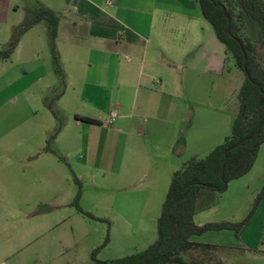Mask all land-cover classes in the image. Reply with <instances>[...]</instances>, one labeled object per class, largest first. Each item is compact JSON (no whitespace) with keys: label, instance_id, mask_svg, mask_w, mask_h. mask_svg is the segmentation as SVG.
<instances>
[{"label":"crops","instance_id":"0c3cea01","mask_svg":"<svg viewBox=\"0 0 264 264\" xmlns=\"http://www.w3.org/2000/svg\"><path fill=\"white\" fill-rule=\"evenodd\" d=\"M33 2L35 8L43 5L60 16L53 44L57 62L44 22L21 35L7 59L0 58V152L33 163L27 170H16L15 181L54 188L57 175L65 173L56 162V152L45 144L52 132L51 99L61 103L71 92L75 97L67 110L85 127L86 157L91 153L89 136L104 132L98 146L93 145L103 152L102 170L114 175L115 183L133 179L144 165L141 158L151 154L158 168L150 160L146 166L153 167L158 177L169 172L170 163L176 161L174 146L183 140L178 127L187 118L181 90L166 91L168 78L181 71L222 75L228 60L199 6L192 0H111V5L107 0ZM15 9L11 0H0V52L13 43L16 33L7 31ZM111 111L118 118L107 125ZM128 152L133 155L126 163ZM222 231L228 230L217 232ZM259 236L263 250L258 251L259 245L257 252L262 253L264 221ZM193 238L222 252L235 249Z\"/></svg>","mask_w":264,"mask_h":264},{"label":"rangeland","instance_id":"374dc122","mask_svg":"<svg viewBox=\"0 0 264 264\" xmlns=\"http://www.w3.org/2000/svg\"><path fill=\"white\" fill-rule=\"evenodd\" d=\"M11 2L18 11L11 16L7 31L16 33L13 42L35 4L33 0ZM231 6L240 16L241 35L263 49L264 32L246 15L244 0H233ZM57 18L59 21L60 16ZM43 26L48 28L46 22ZM48 41L51 47L49 34ZM243 81L244 75L231 57L222 75L181 71L169 77L166 91L181 90L186 103L187 119L178 127V136L183 140L174 146L176 161L170 163L169 172L158 177L153 167L151 170L146 166L147 160L157 164L152 154L141 158L144 165L125 184L115 183V176L102 170L103 152L96 146L104 132L87 138L91 153L86 157L85 127L76 123L67 110L75 94L68 93L61 103L51 99L52 132L45 148L56 152V162L65 173L57 175L54 188L34 186L29 181L18 184L16 170H27L33 163H22L17 157L0 152V264H95L93 253L95 261L110 263L146 251L157 239L158 219L173 172L191 159H205L231 135L240 109L238 93ZM131 155L128 152L124 157L126 163ZM154 167L158 168V164ZM263 187L264 144L252 170L228 185L221 203L194 217L196 225L245 222L239 236L228 230L193 238L235 247L231 252L208 253L204 264H264V252H257L263 250L259 235L264 221V193L258 200ZM192 256L184 257L186 264H191Z\"/></svg>","mask_w":264,"mask_h":264},{"label":"trees","instance_id":"16d2710c","mask_svg":"<svg viewBox=\"0 0 264 264\" xmlns=\"http://www.w3.org/2000/svg\"><path fill=\"white\" fill-rule=\"evenodd\" d=\"M192 1L199 6L202 18L211 25L218 42L224 47L226 59L231 57L244 75L238 93L240 109L231 135L205 159H191L172 174L158 219L157 239L146 251L110 263L95 261L93 253L91 257L95 264H186L184 257L193 254L196 256L191 257V264H204L206 255L221 251L220 247L194 242L193 237L221 230H231L239 236L245 226V222L196 225L194 217L221 203L228 185L252 170L259 148L264 144V48L259 49L249 38L241 35L240 16L231 6L233 0ZM244 7L246 15L264 32V0H244ZM42 22L48 25L53 61L56 63L53 44L59 21L55 13L43 5H37L28 12L11 47L0 52V58L7 59L18 37ZM56 73L61 77L58 67ZM79 119L97 124L87 118ZM263 193L264 189L258 200ZM208 260L210 262L211 258Z\"/></svg>","mask_w":264,"mask_h":264},{"label":"built area","instance_id":"2783aa9c","mask_svg":"<svg viewBox=\"0 0 264 264\" xmlns=\"http://www.w3.org/2000/svg\"><path fill=\"white\" fill-rule=\"evenodd\" d=\"M106 4L111 5L112 4L111 0H107ZM117 118H118V113L116 111L109 112L107 125H113L116 122Z\"/></svg>","mask_w":264,"mask_h":264},{"label":"water","instance_id":"95a60500","mask_svg":"<svg viewBox=\"0 0 264 264\" xmlns=\"http://www.w3.org/2000/svg\"><path fill=\"white\" fill-rule=\"evenodd\" d=\"M243 70H244V72H245V66H243Z\"/></svg>","mask_w":264,"mask_h":264}]
</instances>
